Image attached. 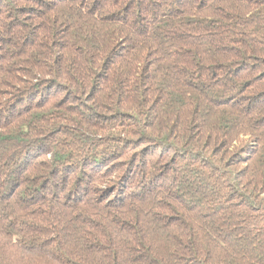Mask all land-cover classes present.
Returning a JSON list of instances; mask_svg holds the SVG:
<instances>
[{"label": "trees", "instance_id": "obj_1", "mask_svg": "<svg viewBox=\"0 0 264 264\" xmlns=\"http://www.w3.org/2000/svg\"><path fill=\"white\" fill-rule=\"evenodd\" d=\"M0 264H264V0H0Z\"/></svg>", "mask_w": 264, "mask_h": 264}]
</instances>
